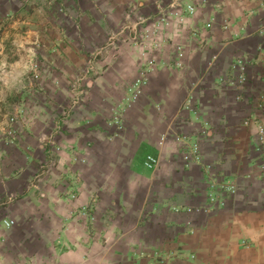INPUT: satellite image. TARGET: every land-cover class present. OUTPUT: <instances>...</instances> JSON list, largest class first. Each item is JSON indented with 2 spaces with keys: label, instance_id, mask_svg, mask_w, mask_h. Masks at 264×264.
I'll return each instance as SVG.
<instances>
[{
  "label": "crops",
  "instance_id": "obj_1",
  "mask_svg": "<svg viewBox=\"0 0 264 264\" xmlns=\"http://www.w3.org/2000/svg\"><path fill=\"white\" fill-rule=\"evenodd\" d=\"M172 1L0 0V53L27 31L38 42L37 84L45 88L25 96L35 125L16 148L21 164L12 179L19 187L47 160L43 140L53 108L67 102L65 88L83 69L85 50L119 26L131 33L139 18L168 12ZM191 3L196 10L184 23L162 30L169 45L156 54L172 58L171 48L181 44L183 67L159 65L149 73L122 132L106 126L103 107L123 96L139 53L124 43L99 61L88 104L70 119L69 132L53 139L55 167L34 184L38 192L0 210V220H14L0 224V264H264V156L253 149L254 123L243 125L248 117L264 123V0H178L176 7ZM237 57L246 67L241 89L226 82ZM2 64L5 87L21 82L23 69L13 58ZM184 136L198 141L199 162L182 160ZM146 154L159 157L156 169L144 167ZM213 177L233 191L220 189L211 203ZM193 206L207 211H186Z\"/></svg>",
  "mask_w": 264,
  "mask_h": 264
},
{
  "label": "rangeland",
  "instance_id": "obj_2",
  "mask_svg": "<svg viewBox=\"0 0 264 264\" xmlns=\"http://www.w3.org/2000/svg\"><path fill=\"white\" fill-rule=\"evenodd\" d=\"M63 10H65L63 6L57 8V11ZM158 15L159 12L155 13L151 17ZM1 21L0 46L3 44V39L1 37L3 26ZM110 27L111 26L107 25V32L111 29ZM124 28L125 26H119L116 31H120ZM62 31L60 35L64 36V32L62 33ZM111 34L112 32H109L106 34L107 37L103 42L91 45L85 50L83 55V69L79 72H74L72 78L76 82H70V84L65 88L67 102L62 108V104L60 102L55 103L53 108V113L55 112L57 114L54 115L53 119L51 120L53 125L52 128L49 129L48 127V136L43 140L48 150V152H46L47 160H44L41 163L35 173L29 174V181L26 184H23L21 187L18 186V182H15V180L12 179L19 177L18 169L19 165L21 164L20 155L18 154L16 148L19 147V142L23 139L24 131H28L32 126L35 125V120L32 119V111L34 106L30 101H28V99L26 100L25 96H28L26 94H31L32 92L36 91L45 94V88H42V86L37 84V79L39 76L38 72L40 70V59L38 60L36 55L37 52L35 53L34 49L36 48H32V44H34V47H38V42L30 40L29 33L26 31L20 34L19 38L15 42L8 41L9 45L7 46V51L2 54L0 53V98H2L0 99V210L6 207L11 208L13 203H15L16 200L22 196H29L32 194V192H38L39 188L34 189V184L41 180L43 176L47 175L53 166L55 167V163H57L59 159L58 151L56 149L53 150L54 146L57 145L53 140L55 135H58L59 133H68V124L70 123V119L77 111H79L81 106L85 105V103L86 105L88 104L87 99L89 89L94 85V82L98 80L99 74H101L100 68L97 67L99 61H106L109 56L110 49L115 47L117 48L120 44H126V42L122 40V37H119L112 43L110 41ZM14 49H16L18 55H14ZM12 58L14 59V62H17L18 65H20V67L23 69L20 77L21 82L17 81L15 85L5 87L4 81L2 79V60H6L8 62ZM128 83L123 90V95L126 91ZM57 90L61 94L60 87L53 89L52 92L54 94V102H56L55 93L58 92ZM122 101L123 96H121L119 100H116L113 105H110L109 103L104 105L103 108L105 113L104 116L106 118V126L114 127L116 129L114 120L116 118L115 116L121 109L120 105ZM128 109L129 108H127L121 117L123 118V127L120 129V132H122L125 128V120ZM116 130L119 131V129ZM122 169L125 170V167L122 166ZM5 176L7 178H4ZM5 216L8 217V215ZM6 217L0 220L1 226H5L3 221L6 219Z\"/></svg>",
  "mask_w": 264,
  "mask_h": 264
},
{
  "label": "built area",
  "instance_id": "obj_3",
  "mask_svg": "<svg viewBox=\"0 0 264 264\" xmlns=\"http://www.w3.org/2000/svg\"><path fill=\"white\" fill-rule=\"evenodd\" d=\"M177 2L178 0H173L169 5L170 10L168 12H161L158 16H155L150 20L139 18L134 25L130 26L131 33H126L124 29H122L120 31H113L110 35V41L112 43L119 37H122L124 42L136 46L137 52L139 53V67L137 69L136 76L128 83L126 91L123 95V101L120 105L121 109L115 116L114 125L116 129H122L123 118L121 117L127 108L133 106L143 94V88L148 82L149 73L151 71L155 70V68L159 65L161 67H174L177 69L183 67L185 50L181 44H175L171 48L174 49V56L172 58L167 57L165 53H162L164 57L156 56L157 52H159L162 47H167V45H169L168 40L162 33V30L167 27L169 28L174 20L184 23L186 15H192L196 10L195 5L191 3L187 4L184 10L181 11L176 7ZM227 24L228 20L224 19L222 27H226ZM210 25L211 22H207L206 27ZM171 49L169 48V50ZM262 53L263 50L258 47V54L261 55ZM245 69V62L241 57L233 59L230 64V70L235 76L227 79V84L237 87L238 89H241L242 86L246 85L247 78ZM191 97V95H188L186 101L184 102V107L189 105ZM260 97L264 98V89ZM251 122L255 125V132L253 134V149L259 156H264V123L256 117H248L243 120V125L248 126ZM178 140L182 144V160L186 164L197 163L201 160L200 146L196 139L184 136L183 138L178 137ZM77 160L80 163H84L85 161L84 158L71 156V161ZM143 165L146 169L154 170L159 165V157L153 154H146L143 160ZM261 169L264 170V164L261 166ZM209 185L211 189V194H209L211 203L219 200L218 191L220 189L226 188L233 191V187L231 185H228V183L217 182L214 177L209 180ZM186 211L200 213L207 211V208L205 206H193L187 208ZM3 222L6 227H9L14 223V221L10 218L4 219Z\"/></svg>",
  "mask_w": 264,
  "mask_h": 264
}]
</instances>
